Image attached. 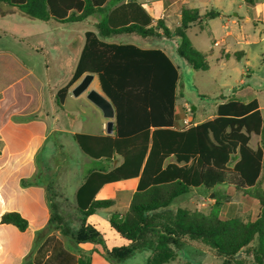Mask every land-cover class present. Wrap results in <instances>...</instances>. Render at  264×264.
I'll return each mask as SVG.
<instances>
[{
	"label": "trees",
	"instance_id": "trees-1",
	"mask_svg": "<svg viewBox=\"0 0 264 264\" xmlns=\"http://www.w3.org/2000/svg\"><path fill=\"white\" fill-rule=\"evenodd\" d=\"M109 0H0L24 15L42 22L80 23L104 13ZM110 9L85 32L84 45L70 81L57 93L62 106L71 89L87 74L98 77L100 88L115 110L112 135L75 134L74 140L92 159L110 163L108 170L90 171L76 194L77 225L68 221L57 201L53 181L38 174L23 179L22 187L41 185L50 209L48 225L36 233L23 264H33L32 254L42 239L59 231L76 244H89L110 264H122L138 252L149 251L146 264H167L192 243L202 244L223 264H264V118L257 99L229 97L216 108L215 117L181 127L180 71L161 49L108 42L121 35L144 40L177 41V54L195 71L210 69L208 55L195 47L187 34L218 17L198 9L181 8V23L170 29L164 19H154L136 0ZM254 5L256 0H244ZM253 135L260 145L252 146ZM121 160V163H120ZM114 161L118 164L113 166ZM138 178L129 208L112 212L109 231L116 237L109 247L106 236L88 219L111 209L113 199H96L107 183ZM196 189L215 195L210 214L170 206ZM255 199L259 213L254 221L221 215L233 193ZM2 224L24 232L29 222L18 212H6ZM120 243V244H118ZM255 243V245H254ZM99 247V248H98ZM76 264H92L91 253L79 250ZM244 257H239L241 254Z\"/></svg>",
	"mask_w": 264,
	"mask_h": 264
},
{
	"label": "rangeland",
	"instance_id": "rangeland-1",
	"mask_svg": "<svg viewBox=\"0 0 264 264\" xmlns=\"http://www.w3.org/2000/svg\"><path fill=\"white\" fill-rule=\"evenodd\" d=\"M136 1L151 6L152 15L164 12L171 29L176 27L179 21V10L184 5L182 0L170 2L168 7L164 6V0ZM227 1L189 0L185 5L198 9L201 15L210 11L221 14L219 18L208 21L203 28L192 25L187 30L195 47L208 55L210 69L207 71H195L181 58L176 51V40L150 39L146 41L139 37L126 35L109 39V41L147 42L150 46L166 49L172 55L180 71L181 105L184 106L186 102L190 103L181 108L183 118L180 122L188 120L184 126L192 125V121L199 122L214 118L215 105L219 97L234 95V89L236 91L243 89L242 99L244 101L257 98L262 106L264 118V0H256L254 5L245 2L240 5L237 2L232 6H227V10H223L221 7L227 5ZM111 3L112 1L105 6V10ZM223 13L225 16H222ZM103 16L104 13H98L80 23L64 24L55 21L43 23L20 14L9 16L4 23L1 19L0 88L6 85V76L12 72L13 67H16L11 61L13 58L24 63V69H32L34 77L41 80L46 88L65 85L76 68L84 45L85 32L94 30L95 24ZM234 19L237 23L232 24L231 21ZM23 20L26 23H22ZM216 41L220 43L218 46L214 45ZM240 52L244 55H238ZM11 84L13 87L19 86L17 82ZM95 88L101 91L97 77L93 79L87 91L96 90ZM83 102L86 103V100L84 99ZM192 106L195 110H192ZM54 119L55 114L49 107H46L43 114V124L46 127H42V130L45 131L46 128L49 130V127H53ZM22 120L31 123L35 118L31 116ZM81 120L83 123L76 125L73 128L74 131L83 132L80 125L84 123L90 124L92 128H97L95 131H99V124L108 122L103 112L92 104L87 105L86 114ZM51 135L42 149H40V144L24 145L20 147L18 154L11 156L5 152L7 146L0 144V167L30 171L34 166L36 172L43 175V180L54 182L58 192L57 201L62 213L66 219L73 220L77 215L74 191L83 174L90 169L100 167L108 169L110 163L106 164L103 160L88 158L68 132L52 131ZM251 144L253 147L259 146L260 137L253 135ZM262 187L264 189V184ZM214 198L213 193L196 189L174 200L170 209L176 211L178 208H186L190 211L210 214L213 210ZM116 211L124 213L126 211L124 204L119 205ZM258 213V202L255 199L244 198L241 192L233 193L221 209L222 216L239 218L244 222L254 221ZM105 214L104 210H99L94 218L100 220L97 227L104 236L108 237L107 243L111 247L115 241L112 236H109L107 227L109 216ZM103 215H105V222L100 219ZM95 248L97 247L94 246L92 250L85 251L92 253ZM149 255V251L138 252L122 264H146ZM244 256L245 254L242 253L239 257ZM167 264H223V260L210 253L202 244L192 243L179 252L176 260Z\"/></svg>",
	"mask_w": 264,
	"mask_h": 264
},
{
	"label": "crops",
	"instance_id": "crops-1",
	"mask_svg": "<svg viewBox=\"0 0 264 264\" xmlns=\"http://www.w3.org/2000/svg\"><path fill=\"white\" fill-rule=\"evenodd\" d=\"M110 1H112V3L109 5L107 10H104V15L110 9L117 7L122 3L119 0H109L108 3H110ZM188 1L189 0H182L183 2L182 4L186 5ZM170 2L174 3L177 2V0H164L163 4L165 7H168L171 4ZM237 2L241 5V3L244 2V0H228L226 3L227 5H223L221 8L223 10H227V6H232ZM141 3L154 19L156 20L164 19L166 25L168 26L167 15L164 12L158 15H152L150 11L151 6H148L147 3L144 2ZM179 13H180L179 21L176 27L181 23V9L179 10ZM17 14H20L23 17H27L31 20H35L24 15L23 13L19 12L17 9L13 7L0 3V21L1 19H3L2 20L3 23L7 21L6 19L9 16H15ZM220 15L216 18H219ZM222 16H225V13H223ZM235 16L238 15L235 14ZM22 23H26V21L23 20ZM43 23H49V22H43ZM207 23L205 25H207ZM231 23L235 24L237 23V21L234 19L231 21ZM227 26L228 25H226V27ZM107 41L115 42V43L134 44L143 49H161L165 51L173 59L172 55L166 49H162L156 46H150V44L147 42L138 43L134 41H109V39ZM219 44L220 43H218L217 41L214 43V45L216 46H218ZM176 48H177V41H176ZM225 54L226 53H224V55ZM238 55H244V53L240 52L238 53ZM11 61L14 63L16 67H13L14 69H12V72H10L6 76L7 78L5 79V81H7L6 85H2L1 86L2 88H0V144L7 146L5 147V152L9 156L18 154L20 147L24 145L40 144V149H42L44 144H46L48 138L52 136L51 135L52 131L58 133L68 132L69 134H71L72 137L75 134L95 135V136L96 135L105 136V135L113 134V132L110 134L108 133L107 125L110 121H112L113 130H114L115 117L111 120L108 119V122H101V124H99L100 126L99 131H95L97 130V128L96 129L92 128L91 125L88 123H84L80 125V128L81 130H83V132H76L73 130V128L76 125H79L80 122L83 123L81 118L86 114L87 105L92 104L94 107H97L88 99L89 91H86L77 97H75L72 94V90L80 83V81L83 78L80 81H78L79 83L77 82L73 87H71L64 100L63 105L59 106L57 102V93L63 86H65L70 81L74 72L71 74V77L67 80V83H65V85L54 88L48 86V88H46V85H44V83H42L41 80H38L37 78L34 77V73L32 69H24L23 67L24 63L17 60L16 58H13ZM173 61L175 62L174 59ZM175 64L177 65L176 62ZM95 77L97 76L94 75V78ZM12 82H17L19 86L13 87L11 84ZM95 89L98 93L105 96L102 90L100 91L97 88ZM233 93L234 95L232 96H235L240 100H243L242 99L243 89H240L238 91L234 89ZM229 97L220 96L219 101L216 103L215 107L217 108V106L220 103L225 102ZM84 99L86 100V103L83 102ZM188 104L190 103L186 102L183 104L184 106H182L180 100L179 108L181 109L182 107L188 106ZM46 107H49L52 110V112L55 114V119L53 120V127L52 126L49 127V130L46 128V130L43 131L42 127H46V125L43 124V114L45 113ZM259 107L262 112V106L260 105V102H259ZM97 109L99 108L97 107ZM31 116H34L35 118V120L32 121L31 123H26V121L22 120L25 119L26 117H31ZM187 121L188 120L186 119L185 122ZM185 122L182 123L179 122L180 126L185 127L184 126ZM257 147L258 145L255 148ZM99 160L105 161L106 164L108 163L104 159H99ZM116 164H118V161H114L113 166H115ZM108 169H106V167H100L97 169H90L83 174L80 182L78 183L74 191L76 212H77L76 194L79 188L84 183L88 173L94 170H108ZM36 175H38V173L36 172V168L34 166H32L30 171H22L19 169H3L2 167H0V219L4 213L14 211L20 213L29 222V227L24 232L19 231L13 225L2 224L0 222V264H23L24 259L32 251L34 241L36 239V233L38 231L43 230L49 223L50 209L46 201L45 186H41V185L29 186V187L21 186V181L23 179H32ZM138 182L139 179L134 178V179L107 183L98 191L96 195V199H113L115 201V205L111 209H103L106 213L105 215L107 217L109 216V219L111 218L112 212H118L116 210L119 208V205L121 204H124V208L127 211L132 196L137 189ZM105 215L101 216L102 218L100 217L101 221L105 220L104 217ZM94 216L90 217L88 219V222H90L91 224L97 227L100 224V220L95 219ZM67 220L72 222L74 225H77L78 222L77 215L73 220H69V219ZM107 227L109 230V222L107 224ZM109 234H110L109 236H112L110 231ZM107 238L108 237H106V239ZM112 238L115 241L116 237L112 236ZM93 247H94L93 245H89V244L78 245L73 240L62 236L59 231H53L52 233L46 235L40 242L39 246L35 249V251L32 254V262L33 264H76L77 259L79 257L77 252L79 250H84V251L88 249L92 250ZM91 257H92V264H110L96 251H93L91 253Z\"/></svg>",
	"mask_w": 264,
	"mask_h": 264
},
{
	"label": "water",
	"instance_id": "water-1",
	"mask_svg": "<svg viewBox=\"0 0 264 264\" xmlns=\"http://www.w3.org/2000/svg\"><path fill=\"white\" fill-rule=\"evenodd\" d=\"M94 79V74H87L81 80V82L72 90V94L77 97L86 92ZM88 99L95 104L104 114L105 118L111 120L115 117V110L108 98L98 93L96 90H90L88 93ZM195 110V107H192ZM108 133L113 132V122L110 121L107 125Z\"/></svg>",
	"mask_w": 264,
	"mask_h": 264
}]
</instances>
